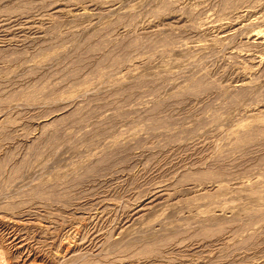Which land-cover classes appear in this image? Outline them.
Returning a JSON list of instances; mask_svg holds the SVG:
<instances>
[{
    "label": "rangeland",
    "instance_id": "374dc122",
    "mask_svg": "<svg viewBox=\"0 0 264 264\" xmlns=\"http://www.w3.org/2000/svg\"><path fill=\"white\" fill-rule=\"evenodd\" d=\"M263 37L264 0H0V264H264Z\"/></svg>",
    "mask_w": 264,
    "mask_h": 264
},
{
    "label": "bare ground",
    "instance_id": "6f19581e",
    "mask_svg": "<svg viewBox=\"0 0 264 264\" xmlns=\"http://www.w3.org/2000/svg\"><path fill=\"white\" fill-rule=\"evenodd\" d=\"M259 33V32H258ZM260 34V33H259ZM263 36V35H262ZM264 38V37H263ZM1 42V41H0ZM2 43V42H1Z\"/></svg>",
    "mask_w": 264,
    "mask_h": 264
}]
</instances>
